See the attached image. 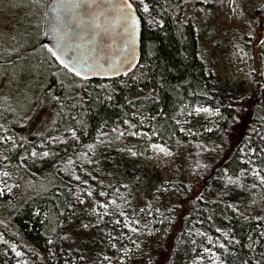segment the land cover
I'll return each mask as SVG.
<instances>
[{"label":"trees","instance_id":"1","mask_svg":"<svg viewBox=\"0 0 264 264\" xmlns=\"http://www.w3.org/2000/svg\"><path fill=\"white\" fill-rule=\"evenodd\" d=\"M20 1L36 6L39 0ZM145 3L153 23H147L139 14L140 56L129 72L111 79L81 78L68 72L47 52L43 62L34 66L37 81L41 73L48 71L41 90L49 93V101L42 100L41 103L47 106L50 116L47 123L31 136L26 135L25 130L31 126L34 112L26 110L33 103L30 100L25 102L27 104L16 102L14 106L8 98L0 99L6 132L13 135L7 144L0 143L1 164L17 186L14 195L0 196V235L38 264H107L105 255L113 256L114 252L108 234L101 227L94 228L72 251L66 252L57 241L72 214L69 206L77 190L80 193L89 190L95 199L102 196L100 193L109 191L103 172L80 171L75 164L80 175L76 180L69 173L61 172L59 163L42 173H35L22 162L21 157L37 144L48 141L49 137L70 134L66 131L69 127L75 129L77 136L74 148L66 156L80 157L92 151L87 145L95 146L102 132L125 121L134 126L136 132L143 121L147 132L160 142L182 137L176 121L193 107L209 106L221 114L218 125L225 154L218 165L225 169L227 176L235 174L243 165L240 146L245 145L252 150L248 162L264 176L261 171L264 169V150L257 143L259 138L264 139V89L245 128L237 137H231L235 114L245 99L238 95L229 99L212 89L213 58L202 46L197 23L188 9L194 0H145ZM0 4L5 11L11 8L6 6L5 0H0ZM261 9L264 10V5L258 10L262 12ZM42 36L39 41L46 45ZM18 48L21 51L31 46ZM7 49H10L7 43L0 40V81L6 71ZM259 74L264 80V63ZM14 109L18 111L17 115ZM13 143L17 146L13 147ZM5 156L8 159H4ZM172 181L180 193L170 206L164 242L149 264H189L208 242L223 248L229 264H264V215L242 220L220 196L212 199L195 197L184 180Z\"/></svg>","mask_w":264,"mask_h":264},{"label":"rangeland","instance_id":"2","mask_svg":"<svg viewBox=\"0 0 264 264\" xmlns=\"http://www.w3.org/2000/svg\"><path fill=\"white\" fill-rule=\"evenodd\" d=\"M131 2L147 23H153L149 15L143 12L139 0ZM5 3L12 9L6 8L8 11H5L0 4V40L7 43L10 49H7L6 54L5 75L0 81V99L8 98L14 106L19 102L27 104L25 102L29 100L33 103L26 110L34 112V120L25 130V134L31 136L47 123L50 116L47 106L41 103L42 100L49 101V93L41 90L45 86L48 71L41 73L37 81L34 66L43 62L47 54L45 45L39 41L43 34L46 2L39 0L36 6H28L20 0H5ZM263 5L264 0H194L188 6L190 15L197 23L201 44L213 58L212 89L229 99L234 95L245 99L235 114L231 137H237L240 130L245 128L251 110L260 100L264 89V80L259 78V70L264 63V10H258ZM25 45L31 48L20 51L18 47L23 48ZM196 107L209 111L195 113V107L187 110L177 124L180 131L185 129L181 131L182 137H174L167 142L154 139L144 128L146 123L143 121L137 132L134 126L125 122L114 127L115 131L109 129L102 132L106 135H100L92 151L87 154L94 163H88L83 156H66L75 144L71 133L58 137L66 140V143L48 140L35 146L37 152L49 150L55 155L41 159L32 157L30 152L24 156V166L35 173H42L55 163L60 164L61 172L73 177L80 176L74 168L75 164L80 167V171L103 172L109 190L105 195L95 199L89 190L83 193L77 190L74 194L69 206L72 214L57 236V241L66 252L83 242L94 228L101 227L108 234L111 244H116L113 256L105 255L110 258L106 260L107 264H149L154 252L164 242L170 206L180 193L172 180H184L195 197L212 199L220 196L233 206L230 208L234 215L242 220L258 219L264 215V189L260 181L251 175L250 170L256 168L248 162L252 150L245 145L240 146L243 165L235 174L227 176L225 169L218 165L225 154L218 125L221 114L209 106ZM13 112L18 114L16 110ZM190 112L193 114L189 115ZM1 115L0 111V125H3L0 136H9L11 141L13 135L5 131ZM188 130L194 135L189 134ZM263 140L259 138L257 143L264 150ZM153 144L161 145L166 151L152 148ZM133 152L137 154L132 155ZM1 159L0 154V190L3 191L2 195H14L17 186L10 174L8 177L3 175L6 170ZM69 159L71 164L68 163ZM237 177H240V185L228 183L229 178ZM253 184L256 187L253 188ZM81 200L84 202L80 203ZM106 203L107 208L101 206ZM142 208L143 212L140 211ZM150 210L151 215L148 214ZM106 212L108 215H105ZM120 212L125 215L120 216ZM116 220L121 223H114ZM123 224L135 227L137 231L132 232ZM112 237L117 239L113 240ZM223 251L219 244L208 242L202 245L189 264H229L228 256ZM16 252L14 244L4 241L0 235V264H38L22 253L17 257Z\"/></svg>","mask_w":264,"mask_h":264},{"label":"water","instance_id":"3","mask_svg":"<svg viewBox=\"0 0 264 264\" xmlns=\"http://www.w3.org/2000/svg\"><path fill=\"white\" fill-rule=\"evenodd\" d=\"M121 2L122 0H49L43 20L45 44L56 50L57 41L54 36L62 35L63 43L68 49L65 61L79 58L102 66L94 72L82 70L81 78L111 79L129 72L140 56L141 19L130 0L137 16L135 42L132 44L121 26L119 11L112 7ZM55 25H59V32H53ZM130 51L134 53L131 62Z\"/></svg>","mask_w":264,"mask_h":264},{"label":"snow or ice","instance_id":"4","mask_svg":"<svg viewBox=\"0 0 264 264\" xmlns=\"http://www.w3.org/2000/svg\"><path fill=\"white\" fill-rule=\"evenodd\" d=\"M139 3L140 5L142 6V10L143 12L145 13H148L149 12V6L147 3H145V0H139ZM94 6V5H93ZM113 8L117 9L120 13V21L122 22L121 26L123 27L124 29V32L125 34L127 35L129 41L134 44L135 42V33H136V28H137V16L134 14V11H133V4L130 2V0H122V2L118 5H112ZM59 25H55L53 27V32L56 33V32H59ZM54 39H56L57 43H56V50H53V48H50L48 47L47 45H45V50L48 52V54L53 58L55 59L58 63H62L63 64V67L65 69H67L68 72L70 73H73L75 76L77 77H80L82 75V70L86 69L87 71H90V72H94L96 71L99 67H102L101 65H98V64H95L93 62H89L87 60H82V59H79V58H73L71 61H65V57L68 55V49L65 45V43H63V40H64V36L62 35H55L54 36ZM264 43V42H262ZM131 59H134V53H131L130 51V59H129V62H131ZM70 63L72 64V66H70ZM133 67H135V65H133ZM113 71H118V69H113ZM109 99H111V97H109ZM53 100L56 101L57 103H61L60 101L57 100L56 97H53ZM73 108L76 107L75 104L72 105ZM63 110V108H61V111ZM195 113H201V112H208L209 109L207 108H203V107H195L194 110H193ZM193 113L190 112L189 115H192ZM72 119H75V117H72ZM187 122V121H185ZM55 123V121H53V124ZM125 123H128V121H125ZM177 124L180 123L179 120L176 121ZM3 125H0V128H2ZM185 129H181V131H184ZM5 131H7V129H5ZM67 132L71 133V136L73 138H75L77 136V133L75 131L74 128H67L66 129ZM113 131H115V129H113ZM189 131V134H192L194 135V133L191 132V130H188ZM208 131H211V129H208ZM132 135H136V133H131ZM101 135H106V134H101ZM121 136L124 135L123 132L120 133ZM11 139V137L9 136H0V143H4V144H7L8 141ZM49 140H51L52 143H66V140H61L59 139L58 137H49L48 138ZM101 143H103V141H101ZM16 143H13V147H16ZM23 146V145H21ZM41 147H44V145H41ZM93 145L92 144H89L87 145V148L89 151H91L93 149ZM152 148H155V149H159L161 152H165V148L162 147L161 145H156V144H153L151 145ZM137 153L133 152L132 155H136ZM169 155L171 153H168ZM30 155L32 157H37V158H45V157H49L50 155H55V153L49 151V150H43L41 152H37L35 150V146L33 147V150L31 151ZM83 158L85 160H87L88 163H94L95 161H93L92 159L88 158L87 157V153H83L82 154ZM4 159H8L7 156L4 157ZM22 160L26 159V157H21ZM69 164L72 163L71 159H69L68 161ZM251 175L255 178H257L259 181H260V184L261 185H264V176H261L260 172L256 171L255 169H251ZM261 171H264V169H261ZM3 175L5 177H8L9 173L8 172H4ZM74 179L76 180H79L80 177L79 176H74L73 177ZM228 183L229 184H233V185H240V177H237L236 179H231L229 178L228 180ZM7 186V185H6ZM252 187H256L255 184L252 185ZM3 194V191L0 190V195ZM89 195H91V193H89ZM100 195H105V193H100ZM202 198V197H200ZM80 203H83L84 201H79ZM108 203H111V202H108ZM102 207H105L107 208V203L104 204V205H101ZM229 207H233L232 205H228ZM140 211H144V209H140ZM158 211V209H157ZM149 215H151V210L149 211L148 213ZM105 215H108V213L106 212ZM120 216H124L125 213L123 212H120L119 213ZM102 219V218H101ZM114 223L116 224H120L121 221L120 220H116ZM138 223V222H137ZM85 227H87V225H85ZM123 227L125 228H129L130 231L132 232H136L137 231V228L135 227H130L128 224H123ZM113 240H116L117 237H112ZM49 243H51V241H49ZM134 243V241H133ZM111 247L112 248H116V244L115 243H112L111 244ZM14 250V249H13ZM206 251H209L208 249H206ZM17 257H19L21 255L20 252H16L15 253ZM105 260H110L109 257L105 256L104 257ZM19 264V262H18Z\"/></svg>","mask_w":264,"mask_h":264}]
</instances>
